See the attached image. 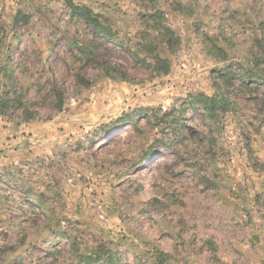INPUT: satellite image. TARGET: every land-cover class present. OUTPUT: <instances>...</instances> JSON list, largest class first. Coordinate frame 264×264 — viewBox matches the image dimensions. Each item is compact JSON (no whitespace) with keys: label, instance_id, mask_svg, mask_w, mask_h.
Returning <instances> with one entry per match:
<instances>
[{"label":"rangeland","instance_id":"374dc122","mask_svg":"<svg viewBox=\"0 0 264 264\" xmlns=\"http://www.w3.org/2000/svg\"><path fill=\"white\" fill-rule=\"evenodd\" d=\"M12 90L0 264H264V0H0Z\"/></svg>","mask_w":264,"mask_h":264},{"label":"trees","instance_id":"16d2710c","mask_svg":"<svg viewBox=\"0 0 264 264\" xmlns=\"http://www.w3.org/2000/svg\"><path fill=\"white\" fill-rule=\"evenodd\" d=\"M72 9L74 10V12L78 13V15L80 17H84L88 22L92 23V25L95 27L96 32L101 33L102 36H107L109 35V30L107 28V26L102 22V20L99 19V15L94 13L90 8L86 7V6H80V5H75L72 4ZM73 41L69 40V44H71ZM109 67V66H106ZM107 71H109V68H103ZM109 75H112V77H124L121 74H111L110 72H108ZM125 79V78H124ZM20 93L21 91H13L12 90V94H8L6 95L5 98H1L0 101V112L1 113H5V109L9 106V104L11 103V101H16L17 99L20 98ZM56 107L57 109H61L63 107V95L62 92H58L57 96H56ZM2 105V107H1ZM26 106V105H25ZM24 113L26 115V117L28 119H32L34 118V114L33 112H30V110L27 109V107L24 108ZM38 201H36L37 203ZM39 203V202H38ZM41 210L45 209V206L40 205Z\"/></svg>","mask_w":264,"mask_h":264}]
</instances>
